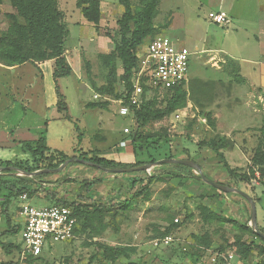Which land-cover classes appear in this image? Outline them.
Segmentation results:
<instances>
[{"label":"rangeland","instance_id":"rangeland-1","mask_svg":"<svg viewBox=\"0 0 264 264\" xmlns=\"http://www.w3.org/2000/svg\"><path fill=\"white\" fill-rule=\"evenodd\" d=\"M58 1L68 32L66 56L73 68L71 76L59 81L69 109L59 111L55 107L48 111L43 106L40 91L43 77L39 62L7 65L0 60V125L8 126L11 133L14 125H49L48 145L69 155L95 151L99 146L118 147L121 141L131 145L130 134L136 130L153 134L156 140L163 137L161 148L151 150L157 161L192 159L211 179L258 198L255 200L257 222L263 230L264 166L255 162V155L264 148V87L260 85V81H264V43L255 40L251 28L258 29L253 23L258 16L260 21L264 20V0L160 1L154 19L157 32L191 51L186 81L188 96L183 107L146 123L132 115L120 114V104L114 97H97L98 92L93 88V84L101 85L106 80L108 68L103 55L113 51L120 41L117 21L124 8L119 0H100L102 19L98 30L93 23L84 22L83 25L79 0ZM131 2L134 8L142 5V0ZM220 9L234 17L230 27L224 28L229 29L228 33L207 19L211 10ZM13 11L11 0L0 3V36L10 26L7 13ZM207 49L211 51H204ZM168 98L169 94L163 91L154 109L164 108ZM92 102H101L102 105L88 107ZM67 111L70 119L66 118ZM36 140L0 147V162L32 163L28 146L35 145ZM201 141L219 146L232 174L219 162L215 151L208 146L197 145ZM140 159L149 160L145 154ZM147 163L153 164L147 171L110 173L74 159L61 172L48 176L49 190L39 189L33 196L29 195L32 204H53L50 192H56L69 200L83 201L90 211L94 210V205H106L109 210L102 217L93 215V219L88 221V230L79 231L71 240L48 243L45 252L41 257L33 258V263H29V257H23L19 250L6 253L0 243V261L11 260L18 264H120L103 257L98 245H107L124 247L131 259L141 258L147 264H218L221 245L232 243L237 236L247 241L254 240L257 246L252 251L251 260L261 259L260 247L264 240L231 223L207 220L208 208L250 225L251 205L245 197L217 190L191 177L187 170L181 177H174L168 173L174 169V163ZM192 173L200 176L194 169ZM0 175L5 179L22 176L6 172V169L1 170ZM69 175L75 176L68 178ZM151 175L155 176L146 190L141 183H132L133 179L147 182ZM87 182L92 184L88 186ZM4 199L1 195L0 242L7 244L12 241L22 249L21 232L2 234L10 228L7 215L16 214L18 197L14 196L9 207L6 206L8 212ZM176 218L179 219L178 225L168 234L173 236V240L165 244L163 240L167 235L163 234L172 222H176Z\"/></svg>","mask_w":264,"mask_h":264},{"label":"trees","instance_id":"trees-1","mask_svg":"<svg viewBox=\"0 0 264 264\" xmlns=\"http://www.w3.org/2000/svg\"><path fill=\"white\" fill-rule=\"evenodd\" d=\"M3 0H0L2 3ZM161 0H142L140 8H134L131 0H119V3L123 6V13L118 19L117 24L119 26L120 41L116 43L115 48L108 54L103 55V60L108 68L106 80L103 84H93V88L98 94L110 95L115 99L124 98V105H129V94L132 91L133 83L132 76L133 71L138 67V58L136 55L140 46L151 41L156 35L157 27L154 23V19L158 13V8ZM13 12L7 13V17L10 19V26L7 31L3 32L0 36V60L7 65H19L25 62H42L45 60H53V77L56 85V93L58 97L57 108L59 111L69 109L66 100V95L63 92L60 79L63 77H69L73 74V68L70 65L66 56V36L67 28L63 22V13L59 8L58 0H11ZM78 6L81 8L83 16L90 22L99 24L101 20V2L100 0H79ZM120 63V64H119ZM122 72L119 73V70ZM121 82L122 86L118 83ZM118 84L120 87H118ZM124 88L123 91L122 88ZM167 92L169 98L166 106L160 109H154L157 104L159 95L162 92ZM128 93L125 96V93ZM148 89L145 90L144 100L139 107L131 106V112L133 117L138 121L146 123L150 120L161 119L166 115L175 112L178 108L183 107L187 103L188 91L186 89V82L180 85H176L169 89H155L151 94H147ZM103 102V101H102ZM101 102L89 103V107H100ZM66 117L71 118L67 111ZM141 123V124H142ZM264 133V127H263ZM39 138L35 141V145L28 146V152L33 157L32 163L13 162V161H1V166H14L23 169L27 172H32L39 169H55L69 158L78 159L84 158L91 162L100 164L107 168L113 167H134L146 164L147 162H156L157 159L151 154L152 148L159 150L160 142L163 137L156 140L153 134H144L138 130L130 134L131 143L133 145V151L137 157L133 163H124L101 157L96 154L95 151L79 152L78 155H69L63 150L53 149L47 143L46 129H43L39 133ZM167 137V135H165ZM198 146H208L216 152L219 162L222 166L232 174V169L229 166L224 154L220 151L219 146H216L212 142L201 141ZM142 154L147 155L149 160H141ZM255 162L259 166H264V148L259 149L255 155ZM69 164H72L70 162ZM174 169L169 171L174 177H181L182 173L187 170L191 177L203 181L200 176H196L192 173V168L183 164H172ZM6 172L15 171L6 169ZM52 172H44L34 176H12V179H5L0 175V198L5 197L4 205H9L14 196L20 197V195L27 193L28 196H33L39 189L49 190L46 187L45 178L52 175ZM10 176V175H9ZM155 175H151L147 182L142 179H133L132 183L137 185L142 184L146 190L148 185L154 179ZM208 176V175H207ZM45 182V183H44ZM61 181H59L60 183ZM49 183V182H48ZM92 183L87 182V185ZM213 187V186H212ZM214 188V187H213ZM216 189V188H215ZM218 190V189H217ZM58 193L50 192V199L54 203L64 204L73 207L74 215L77 217L78 226L75 230V235L79 231L88 230V221L93 219V215L102 217L110 207L106 205H94V210L90 211L88 205L83 201L69 200L64 197L58 198ZM47 196V195H46ZM256 201L259 200L253 197ZM128 204V201L125 202ZM207 220H217L221 222H228L236 226L245 233L254 234L256 237L264 240L260 237L250 225L241 223L236 219L225 217L220 214L209 211L207 208ZM83 221L81 229H79L80 222ZM178 222H172V226L168 227L163 235H168L174 226L178 225ZM90 227V226H89ZM94 228V227H93ZM102 228H105L104 226ZM21 229H15L13 227L5 231V234L19 233ZM100 231V230H99ZM264 231V229H263ZM4 234V233H3ZM6 253L11 254L14 249L19 250L22 253L20 245L14 243L4 244L0 242ZM257 246V243L244 240L242 237L237 236L232 243L227 245H221L219 250L221 253L232 249L235 250L237 255L245 261L254 262L251 260L252 251ZM103 251V257L112 263L119 262L120 264H147L144 259H131L126 248L119 246H107L98 245ZM261 263L264 264V245L260 247ZM40 256H32L27 260L29 263H33V258H39ZM0 264H18L11 260L0 261ZM218 264H222V260H219Z\"/></svg>","mask_w":264,"mask_h":264},{"label":"built area","instance_id":"built-area-1","mask_svg":"<svg viewBox=\"0 0 264 264\" xmlns=\"http://www.w3.org/2000/svg\"><path fill=\"white\" fill-rule=\"evenodd\" d=\"M208 19L221 25H229L232 18L225 12L210 11ZM138 67L132 76L133 88L129 94V105H124L125 99H118L120 114H131V106L139 107L144 100L145 90L151 94L155 89H169L187 81L190 67L191 51L186 46H179L175 40L165 34L156 35L151 41L139 47L136 52ZM128 93H125V96ZM97 97L99 95H96ZM128 130V128L126 129ZM23 227L21 236L23 242L22 256H40L45 247L52 241H69L75 237L78 226L73 207L54 203L36 206L29 202L27 193L20 195ZM179 221L178 218L175 219ZM172 235L164 238L169 244ZM222 264H260V260L249 262L242 260L235 250L219 253Z\"/></svg>","mask_w":264,"mask_h":264},{"label":"crops","instance_id":"crops-1","mask_svg":"<svg viewBox=\"0 0 264 264\" xmlns=\"http://www.w3.org/2000/svg\"><path fill=\"white\" fill-rule=\"evenodd\" d=\"M211 11H219V12H223L224 11V12H226V10H223V9L211 10ZM227 15L232 18V22L231 23H233L234 17L231 14H228V13H227ZM257 18L258 19L255 20V22H253V23H254V26L256 24V27L258 29H256V28L254 29L253 27L251 28V26H250L251 33H253V35L255 37V40L257 42H259V43L263 42L264 43V30L262 29V27L264 26V20L260 21L259 16ZM101 19H102V16H101ZM84 22L85 23H93V22L88 21L83 16V19H82L83 25H84ZM211 23L217 25L220 28H222L226 33L229 32V29H224V28L225 27L229 28L231 23L229 25H221V24H217V23H214V22H211ZM93 24L95 25V29L98 30L97 27L100 25V22H99L98 25H96L95 23H93ZM260 25H261V27H260ZM209 50L211 51V49H207V50H204V51L207 52ZM219 51H222V50H219ZM222 52H224V51H222ZM38 67L42 71V77H43L42 83H41V88H40L41 97L43 99V106L45 107V109L50 111V109L53 110L55 107H57V101H58V97H57V93H56V85H55V81H54V77H53V70H54L53 69V60H45V61L39 62ZM260 83H261L260 85L264 87V84H263L264 81L261 80ZM34 92H36V90ZM97 95L102 97V95H100V94H97ZM103 97H106L107 99H109L110 95H104ZM66 100H67V97H66ZM117 100L118 99H116L115 101L118 103ZM130 115L133 116L132 113L129 114V116ZM43 129H46V137H47V143H48L49 142L48 134L50 132L49 131V125L48 126H44V124H43V126H29V127L14 125V127L12 129L14 131L13 133L9 132V127L8 126L0 125V147H6V146H10V145H17V144L21 145L23 143L22 141H24V140L38 139L39 135H40L39 133ZM121 142H122V144H119L118 147L114 146L113 148H111V146H108V147L105 148L103 146H99V147H96L94 150H95L96 154H98L101 157H106V158L113 159V160L120 161V162H124V163H133V162H135V160L137 158L134 155L135 153H133L134 151H133L132 143H130L132 145L131 146L128 143L126 144L125 141L124 142L121 141ZM53 149H56V148H53ZM94 167H96V166H94ZM74 176L75 175H69L68 178H73ZM44 180H45V182H47L46 178ZM60 183H62V181ZM50 185H51V183H46V187L47 188ZM258 187L256 188V191H257ZM61 196L62 195H58V198L61 197ZM18 200H19V203H18L16 212H15L16 214L7 215V221H8V224L10 225V228L13 227L15 229H18V228L22 229L23 222H24L23 217L20 214L22 201H21L20 197H18ZM11 203H12V201L10 202V204ZM9 205H4L6 212H8L7 211V207H9ZM15 220H17V221L14 222ZM262 229H264V228H262ZM7 230L8 229L4 230L3 233H5V231H7ZM19 232H21V231H19ZM8 243H14V242L9 241ZM22 245H23V242H22Z\"/></svg>","mask_w":264,"mask_h":264},{"label":"water","instance_id":"water-1","mask_svg":"<svg viewBox=\"0 0 264 264\" xmlns=\"http://www.w3.org/2000/svg\"><path fill=\"white\" fill-rule=\"evenodd\" d=\"M73 160H74L73 158H69L68 160H66L64 163H62L61 165H59L55 169H39V170H35V171H32V172H27V171H25L23 169H20L18 167L3 166V167H0V171L3 170V169H10V170L15 171V173L26 175V176H34V175L41 174V173H44V172L59 173V172H61V170L67 164H69L70 162H73ZM77 160L82 162V163H86V164H89V165H92V166L99 167L102 170H104L105 172H110V173H126V172H135V171H147V170L151 169L152 166H153L152 163H147V164L134 166V167H113V168H107V167H104V166H102L100 164H97V163L91 162L89 160H86L84 158H80V159H77ZM169 162L170 163L183 164V165L191 167L192 169H194V170L199 172L201 179L205 183L213 186L214 188H216V189H218V190H220L222 192H226V193H233L234 192V193H238V194L242 195L243 197H245L249 201V203L251 205L250 226L254 229V231L260 237H262L264 239V231L260 229V227L258 225V222H257V205H256V201L250 194H248L247 192H245V191H243V190H241L239 188H236V187L230 186L228 184H224L222 182H219V181H216L214 179H211L203 171L202 166L198 162H196V161H194L192 159L168 158V159L158 160V161L155 162V164H163V163H169Z\"/></svg>","mask_w":264,"mask_h":264}]
</instances>
